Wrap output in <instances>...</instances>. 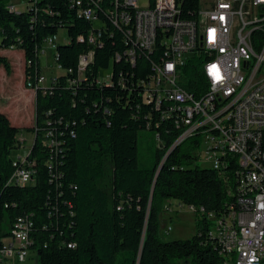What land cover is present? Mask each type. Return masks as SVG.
I'll return each mask as SVG.
<instances>
[{
  "label": "trees",
  "instance_id": "trees-1",
  "mask_svg": "<svg viewBox=\"0 0 264 264\" xmlns=\"http://www.w3.org/2000/svg\"><path fill=\"white\" fill-rule=\"evenodd\" d=\"M180 1L183 17L192 18L198 0ZM10 7V0H0V51L18 45L31 62L25 73L35 80L41 72L39 47L67 28L69 43L55 45L56 60L73 72L60 76L55 86L36 91V123L25 128L36 135L30 155L38 159L35 185H8L16 170L12 152L21 146L22 128L0 111V235L6 234L5 224L34 212L32 236L40 264H225L208 237L212 223L205 218L198 219L192 238L165 241L160 235V214L168 200L220 214L235 200L237 184L228 170L189 167L200 137L173 147L182 131L143 101V88L136 81L152 74L155 55L141 52L135 67L115 61L114 85L97 84L100 70L126 48L124 31L107 13L114 8L113 0H104L99 9L107 24L102 45L88 42L93 25L79 16L71 0H37L20 12ZM80 36L85 40L79 41ZM90 50L95 59L85 78L67 87V79L77 76L80 55ZM200 64L191 72L202 81ZM1 67L12 72L10 59L0 53ZM121 71L128 88L117 82ZM184 87L196 92L189 83ZM51 129L63 131L66 141L55 177L43 144V133ZM141 130L151 131L154 138L152 158L146 163L139 158ZM56 205L60 215L51 219L48 211Z\"/></svg>",
  "mask_w": 264,
  "mask_h": 264
},
{
  "label": "built area",
  "instance_id": "built-area-1",
  "mask_svg": "<svg viewBox=\"0 0 264 264\" xmlns=\"http://www.w3.org/2000/svg\"><path fill=\"white\" fill-rule=\"evenodd\" d=\"M103 1L71 0L79 16L93 25L95 31L87 38L93 45H102L100 38L107 27L99 17ZM36 3L29 0L28 8ZM113 4V10L107 13L124 31L126 48L111 59V74L103 78L99 72L97 84L114 85L115 61L125 60L135 67L141 52L157 57L152 61V74L136 81L143 88V101L182 131L173 147L188 138L200 137L199 145H206L202 158L213 169L230 171L235 184L240 185V197L228 202L220 214L206 211L203 206L190 205L189 210L212 223L208 237L222 250L225 264H264V0H198L192 18L183 17L180 0H149L144 8L138 0H113ZM10 8L20 12L12 5ZM56 39L57 35L48 37L39 47L41 72L35 80L26 74V87L34 91L35 97L38 88L49 89L60 76L73 72L63 69L56 52H52L56 65L49 66H56L57 71L53 69L49 76L44 73L41 54L53 51ZM78 40L84 41L85 37ZM8 49L19 48L13 44ZM94 59V50L80 55L77 76L67 79V87L85 78ZM175 60H193V67H175ZM199 62L202 81L191 72ZM117 82L128 88L123 71ZM186 83L196 92L187 90ZM35 138L34 134L25 155L12 157L16 170L8 185L36 184L38 159L30 157ZM43 144L49 149L46 164L55 177L57 160L65 152L64 132L45 131ZM53 208L48 211L51 219L60 215V208ZM34 218V212L21 215L5 229V235H0V264L25 263L31 252L38 254L32 236Z\"/></svg>",
  "mask_w": 264,
  "mask_h": 264
},
{
  "label": "rangeland",
  "instance_id": "rangeland-1",
  "mask_svg": "<svg viewBox=\"0 0 264 264\" xmlns=\"http://www.w3.org/2000/svg\"><path fill=\"white\" fill-rule=\"evenodd\" d=\"M149 0H138L140 7L144 8L148 5ZM11 5L25 11L28 8L29 0H10ZM68 30L67 28L59 29L56 41L59 44L69 43ZM18 54H23V50L19 49L16 51ZM52 52H56V48L53 46V51L50 50L47 54H41V62L44 66V73L49 76L54 68L49 64L56 65L52 57ZM4 53H10L9 51ZM15 61V73L13 75L14 82L19 83V67L22 65L20 60L14 59ZM4 69V67H1ZM0 68V69H1ZM113 71V64L111 63L108 68L101 69L100 75L104 78ZM19 74V75H18ZM3 73L0 71V111L10 115L13 125L27 126L34 125L36 122V109L35 103L30 101L25 102L24 98L19 94L17 88L13 84L12 87H4ZM48 83V82H47ZM18 138L21 140V147L19 150L12 152V157H18V155H25L28 149L31 147L34 134L30 131L22 128ZM153 134L151 131L141 130L139 139V158L141 163L149 162L152 158L153 148ZM205 146L200 145L192 153L191 164L189 167L199 166L201 168H211V164L202 158V151ZM179 203V201H178ZM200 219L195 213L189 210L188 206L184 203L180 204H169L165 207L164 211L160 214V235L163 240L171 241L175 239H187L192 238L197 230V221ZM9 224H5V228L9 229ZM171 227L170 230L168 228ZM15 264H40L39 258L35 252H31V256L25 263Z\"/></svg>",
  "mask_w": 264,
  "mask_h": 264
},
{
  "label": "crops",
  "instance_id": "crops-1",
  "mask_svg": "<svg viewBox=\"0 0 264 264\" xmlns=\"http://www.w3.org/2000/svg\"><path fill=\"white\" fill-rule=\"evenodd\" d=\"M18 11H20V10H18ZM17 50H19V49H17ZM17 50L3 49V50L0 51L1 54L7 56L10 59L11 64L13 66L12 72L10 74H8L6 72V70H3V68L0 69V71L3 73L4 87L5 88H7L9 86L12 87L13 84H15L14 86L17 88L19 94L24 98L25 102L29 103L30 101H32V102L35 103V93H34V91H32L31 89L27 88L26 84H25V78H26V73H25V70H26L25 53L23 51V54L20 55V54H18L16 52ZM7 51H9L10 53H4V52H7ZM14 59L20 60L21 64H22L19 67V69H18L20 76H19V83L17 84V86H16V83H13L14 80L11 79V78H13V75L15 73V61H14ZM43 69H44V67H43ZM5 114H7V113H5ZM7 115L9 117V119L11 120L10 115L9 114H7ZM15 126L20 127V128H26V127H32L33 125H27V126L15 125ZM180 203H182V202L179 201V203H178V200H168L166 205H165V207H167L169 204H180Z\"/></svg>",
  "mask_w": 264,
  "mask_h": 264
},
{
  "label": "bare ground",
  "instance_id": "bare-ground-1",
  "mask_svg": "<svg viewBox=\"0 0 264 264\" xmlns=\"http://www.w3.org/2000/svg\"><path fill=\"white\" fill-rule=\"evenodd\" d=\"M53 46H54V48H56L55 45H53ZM192 62H193V60H175V67L186 68L187 65L189 63H192ZM236 194H237L236 198H239L240 197V185L239 184H237ZM220 256L221 257L223 256L222 250L220 252Z\"/></svg>",
  "mask_w": 264,
  "mask_h": 264
},
{
  "label": "water",
  "instance_id": "water-1",
  "mask_svg": "<svg viewBox=\"0 0 264 264\" xmlns=\"http://www.w3.org/2000/svg\"><path fill=\"white\" fill-rule=\"evenodd\" d=\"M177 145H178V144H177ZM172 150H173V149H172ZM172 150H171V151H172Z\"/></svg>",
  "mask_w": 264,
  "mask_h": 264
}]
</instances>
